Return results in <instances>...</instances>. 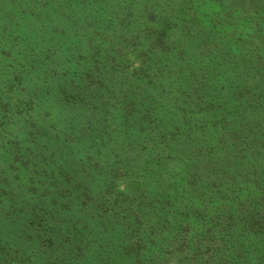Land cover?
Here are the masks:
<instances>
[{
    "label": "trees",
    "instance_id": "1",
    "mask_svg": "<svg viewBox=\"0 0 264 264\" xmlns=\"http://www.w3.org/2000/svg\"><path fill=\"white\" fill-rule=\"evenodd\" d=\"M1 12L0 264H264V0Z\"/></svg>",
    "mask_w": 264,
    "mask_h": 264
},
{
    "label": "rangeland",
    "instance_id": "2",
    "mask_svg": "<svg viewBox=\"0 0 264 264\" xmlns=\"http://www.w3.org/2000/svg\"><path fill=\"white\" fill-rule=\"evenodd\" d=\"M6 3H7V1H6ZM1 15H4L2 12L0 13V16ZM0 19H2L0 22L2 23L3 22V18H0ZM7 70V69H6ZM19 124V123H18ZM19 128H20V126H19ZM3 132H13V129H10L9 127L8 128H5L4 129V131ZM4 135H6L8 138H10V136H11V133L10 134H4ZM207 139L209 140V141H212L211 140V138L210 137H207ZM0 143H2V141L0 142ZM8 158L7 157H1L0 156V167H3V166H7L6 165V163L8 162ZM145 160H140V161H138V160H136L135 161V164L136 165H138V166H140V169L138 170V171H136V173H137V177L135 178V179H133L132 177H128V175H124V176H120V180L119 179H117V183H118V185H120V186H118V188H120V189H122V190H124L125 192H128V187H131V188H133V187H135V186H137L139 183H142V182H144L143 183V188L145 187V185H147V183H146V180L144 181V179H141V175H139V174H142V172H143V170H144V168H145V166L148 168V162H144ZM152 161H149V163H151ZM135 165V166H136ZM149 166H150V164H149ZM152 175V174H151ZM16 176V173H14V175H13V177H15ZM157 176V175H156ZM159 177V178H158ZM158 177H156V178H154V179H156V180H151V183L148 185V186H146V188L148 189H152V186H154V187H157L158 185H163L164 187H166V188H168V192H169V190H170V188L168 187L169 185H168V183H171L172 182V180H174V177H172L171 175H170V173H166V172H164L163 174H161V175H159ZM18 180H15L13 183H12V187L13 188H18ZM145 191H146V189H144ZM18 193H20L21 192V190L20 189H17L16 190ZM117 197H119V198H121V200H123V201H125V200H127L128 199V196H126V195H124V194H121L120 192H117V194L115 195H112V202H115V200H116V198ZM150 197H152V196H150ZM118 198V199H119ZM127 205V203L125 202V203H123V206H126ZM8 209H6V212H5V214H0V227L3 229V227H4V225H6V224H8V226L6 227V228H9L10 230H12V232H11V235L13 236L14 235V233L15 232H17V230L14 232V230L16 229V227L19 225V224H22V222L24 221V216H26L27 218H29L28 217V214H24L23 212H25V211H23V212H21V213H17V210H10V211H7ZM7 212H12V214H9V213H7ZM11 225H13L14 227H12ZM24 228H26V227H24ZM34 228L35 227H30V229L29 230H34ZM14 232V233H13ZM26 233H27V235L31 238V236H32V234L30 233V232H27V231H25ZM39 239H40V242H41V245L42 246H44L45 244H47L48 243V239H46L45 237H43V236H40L39 237ZM31 241H34L33 239H28V242L26 243V248L28 249V250H30V248H32V249H34V247L33 246H31L30 245V247H29V242H31ZM35 241H37L39 244H40V242L38 241V239H36ZM24 246V247H25ZM1 253V252H0ZM2 254L3 253H1V256H2ZM166 254H168V253H166ZM164 256V258L167 256V255H165V254H161V257H163ZM168 256L171 258V260H173L174 259V257H177V255L176 254H168ZM41 259L39 258V257H37L35 260H34V264H38L37 262H39Z\"/></svg>",
    "mask_w": 264,
    "mask_h": 264
}]
</instances>
